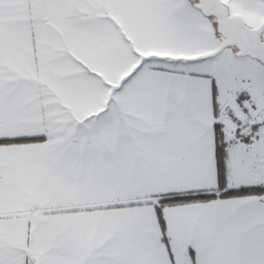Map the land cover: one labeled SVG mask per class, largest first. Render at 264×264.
<instances>
[{"label": "snow or ice", "instance_id": "1", "mask_svg": "<svg viewBox=\"0 0 264 264\" xmlns=\"http://www.w3.org/2000/svg\"><path fill=\"white\" fill-rule=\"evenodd\" d=\"M0 264H264V0H0Z\"/></svg>", "mask_w": 264, "mask_h": 264}]
</instances>
